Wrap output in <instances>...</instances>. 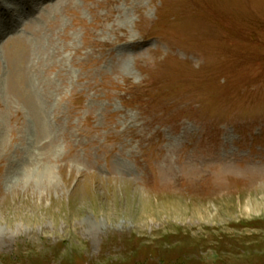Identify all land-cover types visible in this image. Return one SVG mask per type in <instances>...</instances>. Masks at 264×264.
<instances>
[{"label":"rangeland","instance_id":"374dc122","mask_svg":"<svg viewBox=\"0 0 264 264\" xmlns=\"http://www.w3.org/2000/svg\"><path fill=\"white\" fill-rule=\"evenodd\" d=\"M0 264H264V0H0Z\"/></svg>","mask_w":264,"mask_h":264}]
</instances>
